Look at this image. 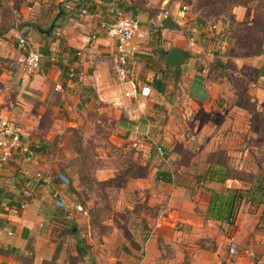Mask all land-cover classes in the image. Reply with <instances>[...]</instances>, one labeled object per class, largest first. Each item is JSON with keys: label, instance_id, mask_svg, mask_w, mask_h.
Wrapping results in <instances>:
<instances>
[{"label": "crops", "instance_id": "1", "mask_svg": "<svg viewBox=\"0 0 264 264\" xmlns=\"http://www.w3.org/2000/svg\"><path fill=\"white\" fill-rule=\"evenodd\" d=\"M184 7L175 0H0V118L33 151L0 162V264H264V153L254 147L264 143V128L261 137L251 129L254 120L264 126V45L254 54L237 50L244 43L229 48V36L191 22ZM118 12L140 23L131 98L128 84L117 86L115 41L106 35ZM245 16L234 18L247 23ZM18 36L44 54L35 75L16 63ZM171 48L186 53L179 77L166 65ZM238 82L249 86L259 119L238 105ZM73 131L92 148V177L107 196L104 184L122 181L111 198L87 194L76 168L66 166L77 157ZM132 166L141 170L123 176ZM160 171L170 182L156 180ZM80 204L92 211L76 212ZM69 221L77 231L59 239Z\"/></svg>", "mask_w": 264, "mask_h": 264}, {"label": "built area", "instance_id": "2", "mask_svg": "<svg viewBox=\"0 0 264 264\" xmlns=\"http://www.w3.org/2000/svg\"><path fill=\"white\" fill-rule=\"evenodd\" d=\"M186 8H183V11ZM84 13V12H82ZM106 35L115 41V56L113 71L116 77L117 86L128 84L129 90L124 91V97H136L137 90L135 83L129 75V65L134 56L133 42L141 37L140 23L137 19L126 17L122 12H118L116 18L110 22L106 28ZM18 54L16 63L21 67L22 73L27 76L35 75L39 68L44 54L39 51H34L29 47L27 40L18 36L16 38ZM53 61V59H52ZM148 89L143 88L141 94L148 95ZM15 153H20L27 157L33 155V151L27 145L21 143V133L19 129L7 119L0 118V162L6 163L11 160ZM36 178L47 183L40 173H37ZM57 179L64 185H69L70 181L64 174H57ZM56 206L59 209L65 208L62 201H56ZM76 212H82L80 205L74 207ZM8 235H11L8 232ZM231 254L234 253V247L229 249Z\"/></svg>", "mask_w": 264, "mask_h": 264}, {"label": "rangeland", "instance_id": "3", "mask_svg": "<svg viewBox=\"0 0 264 264\" xmlns=\"http://www.w3.org/2000/svg\"><path fill=\"white\" fill-rule=\"evenodd\" d=\"M175 1L179 2V5L180 6L187 7L186 8V10H187L186 12L191 13V15L194 17L193 18V21H191V22H194L196 20H198V21L199 20H202L203 26H206V25L209 26V28H211V31L212 32L215 29L218 30V32H216V33H218L220 36H222V35L223 36H228V33H226V30H227V25H228L229 13L230 12H231V14H233L234 17H238L239 16V19H242L246 15L245 18L248 20L247 24L248 23L251 24V20H252V17H253V8L255 6H257L256 3H251L250 6H249V8H247L246 13H245L244 10H242L239 15L237 13V11L239 9H237L235 11V14H234V8H233L232 11L231 10L228 11V13L217 14L216 12H212L211 10H208V6L207 5L210 4L208 0H206V1H200V0H175ZM213 26L215 27V29H213L214 28ZM220 38H222V37H220ZM218 39L216 40V42H218ZM218 43H220V42H218ZM236 44H237L236 42L231 43L230 46H229V48H233ZM244 45H246V46H244ZM237 50L238 51L239 50H243L244 53L254 54V53H256L257 50H260V49H259V47L256 44L248 45V44H245L244 43V44L238 45ZM237 85H238V91L236 93H239L240 95L243 94V95H241L240 98H238V105L243 106L245 109H247L250 112V114H251L250 115L251 118L253 119L255 117V115L253 114V112H254V109L253 108L255 107L256 103L255 102H252L248 98V96H250V95H248V91H247V90H249V86H246V88L244 89L243 88L245 86L244 85L242 88L239 89V87L242 86V85H241L240 82H238ZM241 90H243V91H241ZM252 90H253V87H251V90L249 92H252ZM243 92H245V93H243ZM228 105L229 104L223 103L222 108L224 106H226V108H227ZM255 118H258V116L255 117ZM254 122H257V124H255V123L252 122V124H251V129H253V132L252 133L253 134H257L259 132V135H260L259 137H261V135H262V132H261L262 130L261 129H262V127L264 128V126L259 122V120H254ZM70 138H71V146H72L70 148V151H72V149L75 150V151H78V152L79 151H86L89 154V156H90V158L92 160V161L90 160V163L94 164L95 165V169H96V167H97L96 165L97 164H95V162L93 161V155H92L93 154V151H92V148L89 147V146L82 147V146L76 145V142H80L79 141L80 139L82 140V137L79 134V132L78 131H73L71 133V135H70ZM257 138L258 137H256V139ZM252 140H255V139H252ZM263 146H264V143H262L261 146L255 144V146H254L255 149H256L255 152L258 153V151H259L260 154L262 155L264 153V147ZM86 152H84V153H86ZM78 154L79 153H77V155ZM127 160H129V159H127ZM262 160L264 161V159H261V161ZM67 162L68 163H67L66 166L67 167H70L72 165L70 163V160L67 161ZM116 163H117V161H114V163L112 165L115 166ZM256 167L259 170H263L262 167H260V166H253L252 170L255 169ZM120 183H122V181L120 182V180H117V181L116 180H111L110 182H106V184H104V187H107L108 186V188H110L111 193H109V195H108L110 198H111V195L112 194H115L114 193V190H113V187H118L120 185ZM104 190H105V188L103 189V187L100 184L97 183L96 184L95 191L92 194H90V195H93V194L95 195L96 194L97 197H101V198L108 197L107 194H106L107 192L105 191L106 192L105 193ZM105 199L109 203L110 199H108V198H105ZM80 201L82 202V199L81 198H80ZM80 206L82 207L83 211L82 212H79V213H83L86 210L87 211H92V208H85L82 204H80ZM67 226L68 225L65 224V228L64 229H61L59 233L56 230L55 233L56 234L58 233L57 236H58L59 239L60 238H63L65 240L66 237H70V236L64 235V233H63L64 230H66ZM258 226H264V224H262V222H259ZM77 229H78V227H75L74 228V230H76V231H77ZM105 229L106 228H103V229H101V231L102 232L103 231L105 232ZM113 229H115V228L108 227L107 228L108 233L111 232V231H113ZM125 233L126 232L124 231L123 234L125 235ZM108 235H110V233Z\"/></svg>", "mask_w": 264, "mask_h": 264}, {"label": "trees", "instance_id": "4", "mask_svg": "<svg viewBox=\"0 0 264 264\" xmlns=\"http://www.w3.org/2000/svg\"><path fill=\"white\" fill-rule=\"evenodd\" d=\"M206 1V0H200ZM208 10L216 12L217 14L228 13L232 11L233 8L241 6L249 8L251 3H256L257 6L253 8V17L250 23L239 22L237 21L231 12L229 13V20L227 25L226 33L230 40L239 43H245L248 45L256 44L259 49L264 45V0H208ZM252 10V9H251ZM76 145L81 146L80 142H76ZM86 149V148H85ZM79 153L76 158H74L72 165L76 168V173L78 176V184L82 187L87 194H92L96 188L95 179L92 177L93 172L95 171V165L90 163V156L86 151H75ZM81 152V153H80ZM86 152V153H84ZM92 161V160H91ZM141 170L139 166H132L123 172V176L130 175L136 176ZM156 180L162 181L165 183L170 182L169 174L163 171L157 172ZM75 191V189H74ZM87 197V196H86ZM217 200V196H212ZM63 209L56 211L58 217H63ZM228 217L233 215V207L229 205V211L227 212ZM68 226L64 230V235L71 236L73 234L75 225L73 222H67ZM65 228V227H64ZM63 228V229H64Z\"/></svg>", "mask_w": 264, "mask_h": 264}, {"label": "water", "instance_id": "5", "mask_svg": "<svg viewBox=\"0 0 264 264\" xmlns=\"http://www.w3.org/2000/svg\"><path fill=\"white\" fill-rule=\"evenodd\" d=\"M171 21L168 19L165 21V28L172 29L170 25ZM187 60L186 53L183 50L177 48H171L168 52L166 59V65L173 68V73L176 77L180 76L181 67L184 62Z\"/></svg>", "mask_w": 264, "mask_h": 264}]
</instances>
